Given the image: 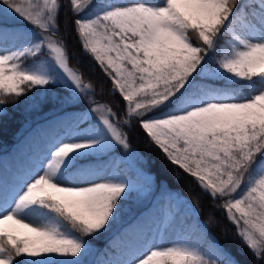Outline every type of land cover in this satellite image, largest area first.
<instances>
[{"label": "snow or ice", "instance_id": "obj_1", "mask_svg": "<svg viewBox=\"0 0 264 264\" xmlns=\"http://www.w3.org/2000/svg\"><path fill=\"white\" fill-rule=\"evenodd\" d=\"M67 5L123 109L97 99V85L71 66L62 0H0V114L21 97L34 110L89 103L25 163L0 170V264H237L209 239L216 218L200 223L199 197L170 191L105 259L89 260L88 238L117 223L133 193L152 191L136 166L134 124L264 264V0Z\"/></svg>", "mask_w": 264, "mask_h": 264}, {"label": "trees", "instance_id": "obj_2", "mask_svg": "<svg viewBox=\"0 0 264 264\" xmlns=\"http://www.w3.org/2000/svg\"><path fill=\"white\" fill-rule=\"evenodd\" d=\"M150 2V0H145ZM64 3V4H63ZM64 5L63 17L60 19L61 34L66 40L68 51L71 56V66L92 67L97 73V99L110 102L116 111H121V106L115 99L119 95H111V83L103 74L99 66H97L89 55H86L74 31V19L68 11L67 0H62ZM62 21V22H61ZM67 29V31H65ZM77 64V65H75ZM100 86L103 87L101 94ZM35 91V90H34ZM53 96L64 95L62 91L54 88L51 93ZM32 96L33 93H29ZM89 107L87 100L81 101L74 105L61 106L60 104H50L41 109L34 110L29 103L27 97H21L18 104L6 106V113L0 114V170L6 165L14 167L26 162L27 155L38 151L47 135L55 134L60 130L61 123L69 122L73 117L81 115L86 108ZM130 142L132 146L142 153L148 149V153L152 156V173L155 181L164 182L168 186H174L188 195L193 200L194 195L199 197V221L207 223L210 213L216 218L215 226L209 225L207 232L209 239H214L219 243L225 253V259L231 258L237 264H255L252 253L243 245L241 240L236 236L235 227L228 222L225 214L214 208L208 196L200 195L199 188L196 187L193 179L184 174L178 167L172 165L164 156V154L155 147L146 135L140 130L138 125H133L130 132ZM179 176V179H177ZM174 187H169L173 189ZM172 191V190H168ZM163 195L157 202H153L142 209L139 213L125 220L122 213L120 220L124 221L119 225L113 224L107 231L98 234L95 237L88 238L90 247L95 253L92 260L105 259V253L108 252L109 245L113 239L134 224L142 216H147L150 211H155L161 207V200H166ZM140 196L133 193L131 197L124 202V206L128 205L133 211L139 209ZM123 206V207H124Z\"/></svg>", "mask_w": 264, "mask_h": 264}, {"label": "rangeland", "instance_id": "obj_3", "mask_svg": "<svg viewBox=\"0 0 264 264\" xmlns=\"http://www.w3.org/2000/svg\"><path fill=\"white\" fill-rule=\"evenodd\" d=\"M64 4V3H63ZM63 10L64 8L62 7L61 12H60V16H59V20H62L63 17ZM62 22V21H61ZM61 25V23H60ZM77 65V64H75ZM76 68H78L81 72H83L84 77L86 80H91L93 81L96 85L98 84L97 81V73L98 71L95 68L92 67H81V66H74ZM115 99L118 101V103L123 106V104L121 103L120 97L116 96ZM88 108H86V110L84 112L87 111ZM133 149L136 151V153L139 155L140 157V164L136 165L138 167H140L143 172L145 173V175L149 178L150 182L152 183V191L150 193H148L147 195H143V194H139L140 199H139V209H136L135 211H133L131 208H129L128 205H125L123 208V213L125 216V220L131 218L132 216H134L135 213H139L142 209H144L146 206H148L149 204L153 203V202H157L163 195H166L167 197V193L169 192L168 190H172L170 191L174 196L175 195H179L184 197L185 199H188L190 201H192L191 198L188 197V195L184 194L182 191H180L178 188L174 187V186H168L166 185L164 182H157L155 181V177L152 173V163H151V159L152 156L147 152L148 149H146L144 153H142L141 151H139L138 149L134 148ZM153 161V159H152ZM133 164L135 165V161H133ZM142 183V181H141ZM169 187H174L173 189L169 188ZM167 198L166 200L163 199L161 200V205L162 206H167ZM124 220V221H125ZM124 221L119 220L117 222V224L119 225L120 223H123ZM89 260H92V257H89Z\"/></svg>", "mask_w": 264, "mask_h": 264}]
</instances>
